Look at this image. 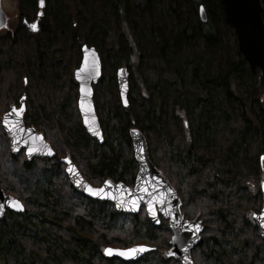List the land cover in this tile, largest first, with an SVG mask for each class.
<instances>
[{
    "label": "trees",
    "instance_id": "obj_1",
    "mask_svg": "<svg viewBox=\"0 0 264 264\" xmlns=\"http://www.w3.org/2000/svg\"><path fill=\"white\" fill-rule=\"evenodd\" d=\"M88 1L18 0L16 27L0 34V121L11 106L24 103V125L54 152L51 159L28 161L22 151L11 157L0 124V188L24 207L0 220V264H177L164 255L171 236L166 220L152 226L143 209L120 214L107 202L85 199L64 173L61 160L69 158L92 186L106 180L132 186L137 166L131 127L142 132L151 162L177 192L181 214L203 226L193 264H264V237L250 223L264 203L257 185L261 171L264 178V77L246 66L220 0H135L136 10L130 0H92L93 11ZM161 3L172 12L164 28L152 14ZM36 19L40 28L31 32L24 21ZM146 34L145 44L140 36ZM183 43L201 46L197 55H188V80L174 60ZM81 45L93 47L100 58L101 79L92 90L98 118L99 109L106 113L101 145L86 134L77 111L73 71ZM120 67L127 70L128 88L135 77L147 94L128 91L125 108L106 82L108 77L116 86ZM167 112L179 140L188 125L182 115L194 126L177 159L155 127ZM210 121L219 122L214 139L204 133ZM134 245L150 248L139 262L102 254L105 247Z\"/></svg>",
    "mask_w": 264,
    "mask_h": 264
},
{
    "label": "water",
    "instance_id": "obj_2",
    "mask_svg": "<svg viewBox=\"0 0 264 264\" xmlns=\"http://www.w3.org/2000/svg\"><path fill=\"white\" fill-rule=\"evenodd\" d=\"M220 4L223 8L225 22L233 30L237 49L246 66L251 73L259 71L261 77H264V24L261 17L262 5L260 0H220ZM39 6L42 7L41 1ZM198 15L202 22L206 21L202 6L198 9ZM6 27L7 17L0 5V31L6 29ZM80 50L81 61L73 72V79L78 87L77 111L86 134L101 145L103 134L92 99V86L101 79L100 59L93 47L82 45ZM115 82L121 106L125 108L128 104L127 95L129 91L126 68L116 69ZM82 87L85 89L84 92H81ZM23 100L24 97L21 101ZM21 106H23V110L17 116L12 109H20ZM24 109L23 103L19 107L11 106L1 117V129L8 140L10 154L15 157L23 150L27 160L53 158L54 152L44 137L37 133L34 128L25 127L23 122ZM5 121H7V124H5ZM127 134L137 166L132 187H127L120 182L113 183L110 180H106L110 182L107 186L104 181L99 187H93L82 177L69 158H63L64 173L69 185L75 192L87 199L109 202L117 213L137 215L140 207L143 206L146 216L153 226L159 225V216L167 220L171 237L169 249L165 253L166 258L177 260L180 264H193L191 252L200 241V234L203 231L201 222L196 219L187 220L181 215V201L168 180L151 162L147 142L142 132L131 127ZM28 148L37 150L29 154ZM69 166L75 169L76 175L68 171ZM78 179L82 180L83 185H90L93 189L104 187L105 193L98 196L91 195L82 185H77L76 180ZM145 181L147 182L146 185ZM260 190L264 200V179L260 183ZM9 200L18 201L22 205L20 200L6 194L0 188V220L3 219L7 210L14 213L23 212V205L22 208L17 209L10 206ZM133 201L136 203L135 208L132 207ZM149 201L152 202L151 210L149 209ZM261 213H264V203L258 213L250 216V223L258 229L260 236L264 237V217L260 215ZM135 247L137 246L129 248ZM144 248L145 250L138 251L134 256L127 258L117 255L115 252L112 255H105V248L103 249V255L116 257L125 262L136 261L150 250L148 247L144 246Z\"/></svg>",
    "mask_w": 264,
    "mask_h": 264
},
{
    "label": "rangeland",
    "instance_id": "obj_3",
    "mask_svg": "<svg viewBox=\"0 0 264 264\" xmlns=\"http://www.w3.org/2000/svg\"><path fill=\"white\" fill-rule=\"evenodd\" d=\"M88 2L91 6V10L93 11L94 10L93 1L89 0ZM139 2L140 1L130 0L129 6L131 7V10H136ZM17 3H18V0H0L1 8L8 18L7 28L4 30H1L0 34H2L3 32H5L7 30H12L13 28L16 27V24L18 22V19H17V16H18V14H17ZM153 6H154V9L152 10V8H150L149 11L152 10V14L154 17L157 18V21L159 22V25L161 28H164V26L167 27L172 20V18L170 17L172 12L167 10L165 3H161L160 5H153ZM107 11H108L107 7L104 8L103 9V15H105V13H107ZM167 12L169 15L167 14ZM145 14L148 15V11ZM31 23H29V26H32ZM145 33H148V32H145ZM141 38H143V40L146 41L145 44L149 40V36H147V34L140 36V39ZM199 52H201L200 44H195L190 48L188 43L181 44V46L175 51L174 60L177 64V67L179 68V72L182 75L184 80H188L190 73H191L190 72L191 64L189 63L188 55L192 54L194 56V55H197ZM125 58H128L129 60L132 61L130 55H128V57H125ZM107 79H108V77H106V82L109 85H111L112 87H115L117 90V87L115 86L114 81H109V80L107 81ZM129 91H131L134 94H138L141 91V92H143L144 97H147V94L144 93V90L142 89V87H140V83L137 82L135 77L133 78V81H131V83L129 85ZM167 94L172 95V91L169 87L167 88ZM102 101L103 100H101V102ZM152 101L154 102V96H152ZM167 102H169V100H167ZM76 106H77V104H76ZM193 112H194V114L197 113L196 110H194ZM98 114H99V121L103 122L105 120V115H106L105 109H99ZM172 121L173 120L171 119L169 112H167L166 117L163 119V121L159 122L158 125L155 127H156V131L158 133L160 141L162 142L163 147H165V148L167 147L173 153V155H172L173 158L177 159V156L179 155V153H181L186 142L188 140H190L191 137H194V126L190 120H186L185 117L182 115L181 123H188V125H187V128H185V133H184L185 138H183L182 140H179L180 137H178L176 135L177 132L175 131V126H174ZM218 123L219 122H216L215 126H217ZM215 126H214V122L213 123H212V121L209 122L208 129L206 131H204V133L206 135L205 137H208L210 139L215 138ZM186 138H187V141H186ZM261 158H262L261 164L264 165V154H262ZM178 167L181 168V165L178 164ZM262 179H263V174L261 171L260 176H259L258 181H257L258 186H259V183L262 181ZM254 185H255V183L252 181V187L251 188L254 189Z\"/></svg>",
    "mask_w": 264,
    "mask_h": 264
},
{
    "label": "snow or ice",
    "instance_id": "obj_4",
    "mask_svg": "<svg viewBox=\"0 0 264 264\" xmlns=\"http://www.w3.org/2000/svg\"><path fill=\"white\" fill-rule=\"evenodd\" d=\"M32 27L35 28V25H32ZM84 91H85V89L82 87L81 88V92H84ZM22 110H23V106H21L20 109H16V108H13L12 109V111L15 112L17 116L20 115V112H22ZM5 124H7V121H5ZM10 131H11V129H10ZM36 150L37 149H35V148H28V153L31 154L32 152H34ZM49 152H50V150H49ZM68 171L70 173L76 175L75 169L73 167L69 166ZM76 183H77V185H82L85 188V190L88 191L93 196H98V195H101L102 193H105V188L104 187L97 188V189H93L90 185H83L82 180H79V179L76 180ZM109 183L110 182L105 181V185L106 186L109 185ZM144 183H145V185L147 184L146 181ZM8 203L10 204V206L15 207L17 209L22 208V205L18 201L9 200ZM151 205H152V202L149 201V209L150 210H151ZM132 207L133 208L136 207L135 201L132 202ZM260 215L262 217H264V213H261ZM143 250H145L144 246H137L135 248H128V249H123V250H121V249L105 248L104 249V253H105V255H112L115 252L117 255H120V256H123V257H126L127 258V257H130V256H134L138 251H143Z\"/></svg>",
    "mask_w": 264,
    "mask_h": 264
},
{
    "label": "flooded vegetation",
    "instance_id": "obj_5",
    "mask_svg": "<svg viewBox=\"0 0 264 264\" xmlns=\"http://www.w3.org/2000/svg\"><path fill=\"white\" fill-rule=\"evenodd\" d=\"M43 8V7H42ZM39 19V18H38ZM38 19H36L35 21H33L32 23H31V25H35V28H33L32 26H29V23H26L25 21H24V24L27 26V28L31 31V32H35V31H37L39 28H40V24H39V20ZM33 28V29H32ZM21 105V103L18 105V106H20ZM17 106V107H18ZM22 152H23V150H21ZM20 151V152H21ZM23 154H24V152H23ZM25 155V154H24ZM34 159V158H33ZM28 161H31V160H28ZM131 187V186H130ZM86 199V198H85ZM107 203H109V202H107ZM110 204V203H109ZM141 209H143V207H141ZM140 209V210H141ZM128 215H131V214H128ZM147 217V216H146ZM148 219V218H147ZM160 219V218H159ZM149 220V219H148ZM150 221V220H149ZM150 224H151V222H150ZM159 224H160V220H159ZM152 225V224H151ZM167 225H168V221H167ZM153 226V225H152ZM158 226V225H157ZM169 230V229H168ZM171 235V234H170ZM136 246V245H135ZM138 246V245H137ZM142 246H144V245H142ZM145 247H147V246H145ZM149 248V247H148ZM168 249H169V247H168ZM167 249V250H168ZM166 250V251H167ZM166 251L164 252V255H165V253H166ZM150 252V250L148 251V252H146L145 254H143L138 260H136V261H129V262H126V263H130V262H139V260L144 256V255H146L147 253H149ZM166 257V256H165ZM108 258V257H107ZM168 259V258H167ZM170 260H172V261H174V262H176L177 264H180L179 263V261H177V260H174V259H170ZM115 264H117V263H115ZM171 264H174V263H171Z\"/></svg>",
    "mask_w": 264,
    "mask_h": 264
},
{
    "label": "bare ground",
    "instance_id": "obj_6",
    "mask_svg": "<svg viewBox=\"0 0 264 264\" xmlns=\"http://www.w3.org/2000/svg\"><path fill=\"white\" fill-rule=\"evenodd\" d=\"M93 99V98H92ZM76 104H77V102H76ZM129 111V110H128ZM52 147V146H51ZM11 155V154H10ZM133 155V154H132ZM12 156V155H11ZM13 157V156H12ZM55 157H56V155H55ZM59 157V156H58ZM61 162H62V160H61ZM37 164V163H36ZM63 164V163H62ZM64 165V164H63ZM54 172V171H53ZM110 248H112V247H110Z\"/></svg>",
    "mask_w": 264,
    "mask_h": 264
}]
</instances>
